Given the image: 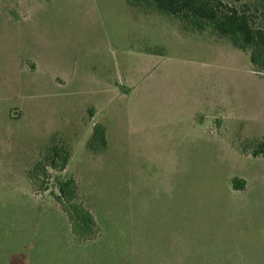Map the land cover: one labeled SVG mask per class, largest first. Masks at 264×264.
Wrapping results in <instances>:
<instances>
[{"label":"rangeland","instance_id":"rangeland-1","mask_svg":"<svg viewBox=\"0 0 264 264\" xmlns=\"http://www.w3.org/2000/svg\"><path fill=\"white\" fill-rule=\"evenodd\" d=\"M262 144L264 72L211 31L126 0H0V264H264ZM70 178L88 241L57 200Z\"/></svg>","mask_w":264,"mask_h":264},{"label":"trees","instance_id":"trees-1","mask_svg":"<svg viewBox=\"0 0 264 264\" xmlns=\"http://www.w3.org/2000/svg\"><path fill=\"white\" fill-rule=\"evenodd\" d=\"M129 6L145 3L155 11L176 17L186 31H211L227 41L235 49L247 53L249 62L256 72H264V0H255L251 5L237 8L221 0H126ZM99 138L106 146L104 129L93 127L92 139ZM64 151L54 149L55 160H47L45 166L63 171L67 164ZM264 153V144L254 157ZM60 158L61 162L56 159ZM243 180H235V189H244ZM57 200L67 215L71 232L79 241L91 240L97 233V224L90 211L78 201L77 185L74 179L62 181L58 185Z\"/></svg>","mask_w":264,"mask_h":264},{"label":"crops","instance_id":"crops-1","mask_svg":"<svg viewBox=\"0 0 264 264\" xmlns=\"http://www.w3.org/2000/svg\"><path fill=\"white\" fill-rule=\"evenodd\" d=\"M212 45H216V46H218V47H222V44H220V43H218V42H213L212 41ZM230 45V44H229Z\"/></svg>","mask_w":264,"mask_h":264}]
</instances>
